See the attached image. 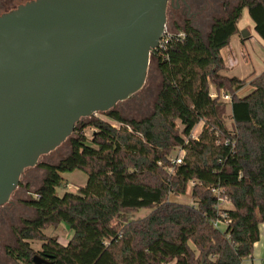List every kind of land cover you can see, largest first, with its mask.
Masks as SVG:
<instances>
[{
    "label": "trees",
    "instance_id": "trees-1",
    "mask_svg": "<svg viewBox=\"0 0 264 264\" xmlns=\"http://www.w3.org/2000/svg\"><path fill=\"white\" fill-rule=\"evenodd\" d=\"M245 9L264 41V0H243L206 35L190 24L176 26L185 37L152 54L162 83L151 115L125 120L113 109L106 114L119 128L100 119L78 127L79 121L69 138L70 154L56 164L37 165L45 174L38 187L32 181L24 186L28 196L21 201L36 214L16 230L17 247H6L10 259L16 264H34L36 255L52 264H242L253 255L264 225V73L243 97L238 92L246 82L220 73L221 52L239 33ZM211 86L231 95L235 131L227 129L225 104L211 97ZM201 122L195 139L193 130ZM87 127L95 128L90 141ZM177 148L185 152L180 165L170 160ZM167 166L174 168L172 174ZM75 171L88 176L86 185L61 195L64 174ZM190 184L193 204L170 200V194L186 195ZM223 198L231 207H219ZM142 210L151 212L139 219L130 215ZM61 224L72 231L66 246L59 236L45 234ZM33 241L42 243L41 250L31 247Z\"/></svg>",
    "mask_w": 264,
    "mask_h": 264
},
{
    "label": "water",
    "instance_id": "water-1",
    "mask_svg": "<svg viewBox=\"0 0 264 264\" xmlns=\"http://www.w3.org/2000/svg\"><path fill=\"white\" fill-rule=\"evenodd\" d=\"M171 1L37 0L0 17V207L81 119L144 88Z\"/></svg>",
    "mask_w": 264,
    "mask_h": 264
},
{
    "label": "rangeland",
    "instance_id": "rangeland-1",
    "mask_svg": "<svg viewBox=\"0 0 264 264\" xmlns=\"http://www.w3.org/2000/svg\"><path fill=\"white\" fill-rule=\"evenodd\" d=\"M252 1V0H250ZM227 18L225 15L224 19ZM239 33L235 35L230 45L222 50L221 54L224 61L225 68L221 70L222 75L229 77H237L246 82L244 89L238 92V96H245L251 91V82L264 73V41L257 35L254 29V24L248 16L247 9L243 12L242 19L238 22ZM246 31L249 33L247 38L242 36V32ZM169 34L176 35L182 31H176L170 27L168 24ZM205 35L207 32L204 33ZM162 78L157 67V63L153 58L151 59V64L149 68V74L147 82L144 88L136 94V97H133L127 101L119 103L114 109L122 111L121 115L125 120H140L144 117L151 115L154 110L157 95L161 88ZM211 93L228 94L224 91H218L215 86H211ZM222 102L225 104V115L224 121L228 130L235 131L234 121L231 118V103L227 101ZM100 119L106 122H112V124L119 126L112 120L107 117V114L97 113L91 117L81 119V124L78 127L88 124L92 120ZM180 126V124H179ZM204 127V122H201L192 133L193 138L197 139L201 134ZM180 130L182 127L180 126ZM95 128L87 127L84 130V134L88 141L92 139ZM75 136L73 133L71 137ZM71 152V142L70 139L63 143L55 151L41 157L39 164L41 163H51L56 164L60 160L64 159ZM185 157V152L180 148H177L170 156V160L173 163L174 159ZM169 174L174 172V168L171 166L165 167ZM45 174V171L38 166L29 168L25 171L20 186L12 195L9 203L0 207V264H16L10 258L6 257L5 249L6 247H17L18 242L16 238V230L20 229L23 225L22 221L24 219L33 218L36 212L32 209L26 208L22 204V200L27 197L24 186L32 181L34 187L40 185L41 180ZM64 176L67 178V186L65 189H61L60 194H64L66 191L78 192L77 187L80 188L81 185H84L88 179V176L82 171H75L73 173H65ZM33 188V189H35ZM192 184L189 185L187 194L183 196H176L170 194L169 198L172 201L184 203V204H193L192 199ZM231 204L227 201L224 204V207H229ZM150 210H142L130 213V215L135 218H144L148 215ZM65 226V225H64ZM222 229L225 228V225L221 226ZM54 232L52 230L46 231L47 235H52ZM59 234L61 241H68L72 237V231L65 226V228H59L57 232ZM31 247L35 251H39L42 248V243L40 241L30 242Z\"/></svg>",
    "mask_w": 264,
    "mask_h": 264
},
{
    "label": "flooded vegetation",
    "instance_id": "flooded-vegetation-1",
    "mask_svg": "<svg viewBox=\"0 0 264 264\" xmlns=\"http://www.w3.org/2000/svg\"><path fill=\"white\" fill-rule=\"evenodd\" d=\"M33 1L37 0H0V17ZM242 1L243 0H173L168 4L167 28L168 24L172 28L190 24L204 34L214 22L224 19L225 15H227V18L232 15L236 8L241 5ZM134 97H136V95ZM6 257L8 256L6 255ZM43 258L51 262L47 257Z\"/></svg>",
    "mask_w": 264,
    "mask_h": 264
},
{
    "label": "crops",
    "instance_id": "crops-1",
    "mask_svg": "<svg viewBox=\"0 0 264 264\" xmlns=\"http://www.w3.org/2000/svg\"><path fill=\"white\" fill-rule=\"evenodd\" d=\"M227 77H229V76H227ZM64 178L67 180V178L65 176H64ZM84 183L85 184L81 185V187H84L86 185L87 181ZM76 189H79V188L77 187ZM68 192H70V191H68ZM229 207H231V206H229ZM150 212L151 211H149L148 215L150 214ZM59 228H65L64 224H61ZM48 230H52L54 232L52 235H48V236H54V235L59 236V234H57L59 229L54 230V229L50 228V229H47L46 231H48ZM46 231H45V234H46ZM69 240H70V238L68 239V241L64 242V241H61L60 237H59L60 243L64 246H66L68 244ZM242 264H264V225L260 226V240L255 244L253 255L251 257L247 258L246 260H244Z\"/></svg>",
    "mask_w": 264,
    "mask_h": 264
},
{
    "label": "built area",
    "instance_id": "built-area-1",
    "mask_svg": "<svg viewBox=\"0 0 264 264\" xmlns=\"http://www.w3.org/2000/svg\"><path fill=\"white\" fill-rule=\"evenodd\" d=\"M184 38L185 37V34H184V32H180V33H178V34H176V35H173V34H169V32H168V28L166 27L165 28V31H164V33H163V35H162V38H161V40H160V44H159V47L155 50V51H159V50H163V49H165L166 47H167V45L169 44V42L173 39V38ZM211 97L212 98H214V99H216V98H218L219 97V95H218V93H216V94H212L211 93ZM220 97H221V99L223 100V101H227V102H231V96H229V95H227V94H220ZM112 126L113 127H115V128H119V126H117V125H114V124H112ZM182 162H183V158H177V159H174L173 160V163L175 164V165H180V164H182ZM227 202V200L226 199H221L220 200V204H219V207H224V204ZM223 217H226V215L225 214H223L222 215Z\"/></svg>",
    "mask_w": 264,
    "mask_h": 264
}]
</instances>
